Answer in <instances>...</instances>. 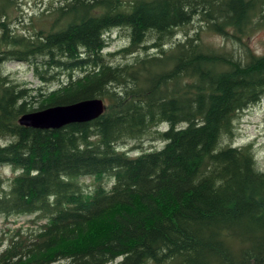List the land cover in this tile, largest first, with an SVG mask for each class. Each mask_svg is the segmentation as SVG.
<instances>
[{
	"label": "trees",
	"instance_id": "1",
	"mask_svg": "<svg viewBox=\"0 0 264 264\" xmlns=\"http://www.w3.org/2000/svg\"><path fill=\"white\" fill-rule=\"evenodd\" d=\"M15 10L0 0V167L14 173L0 177V216L39 225L0 240V264H264V172L251 146L222 145L264 99V55L201 38L204 29L240 42L264 25V0H61L41 19L50 27L27 34L12 28ZM195 20L203 29L175 41ZM115 30L127 31L115 53L126 63L105 60ZM7 63L57 86L27 88ZM92 98L106 103L93 121L18 124ZM153 134L158 149L131 157L119 146Z\"/></svg>",
	"mask_w": 264,
	"mask_h": 264
},
{
	"label": "rangeland",
	"instance_id": "2",
	"mask_svg": "<svg viewBox=\"0 0 264 264\" xmlns=\"http://www.w3.org/2000/svg\"><path fill=\"white\" fill-rule=\"evenodd\" d=\"M61 0H14L16 10L14 11L15 18L11 20V26L17 33L24 32L25 34L31 31V24L35 30H38L45 26V29L50 27L51 21L47 20L42 23L41 19H44L48 4L59 3ZM127 1V0H126ZM43 14V16H41ZM203 29V25L195 20L193 24L185 29L177 30L175 41L182 39L186 33ZM108 36V35H106ZM202 42L204 45L214 48L223 49L227 52H233L237 56L243 58V50L247 49L256 55H264V25L255 32L251 33L248 37H244L240 42H230L228 39H224L218 35L204 31L202 33ZM170 42L171 44L174 42ZM128 43L126 30H115L109 34L108 48L105 51V60L112 64L126 63L130 61V56L123 57L122 55H116L117 51L126 47ZM107 53H113L111 57L107 56ZM2 69L4 72L12 76L21 85L30 89H37L39 87L44 90H53L57 83L53 80L51 83L44 86L39 83V80L33 75L31 69L25 64L7 63ZM62 77V76H60ZM105 107H106V103ZM166 125H162L159 130H165ZM241 134V135H240ZM222 145L224 146H251L252 153L256 161V167L259 171L264 172V99L253 106L246 109L237 117L233 122L232 136L231 138L223 139ZM123 151H129L131 157L137 156L140 152L149 151L150 149H158L162 146V142L156 138V135L142 139L138 141H127L119 145ZM138 146V149L130 150L131 147ZM14 173L9 167H0V177L4 180L11 179ZM113 180L110 177L103 179V186L110 188ZM79 184L84 192H90L94 188V180L91 177L82 178L79 180ZM36 218L34 216H13L10 218H4L0 216V240L5 242L8 240V236L13 234L16 229L24 234L31 233L38 227ZM6 245V244H5ZM2 244V248L5 246ZM60 264V263H59Z\"/></svg>",
	"mask_w": 264,
	"mask_h": 264
},
{
	"label": "water",
	"instance_id": "3",
	"mask_svg": "<svg viewBox=\"0 0 264 264\" xmlns=\"http://www.w3.org/2000/svg\"><path fill=\"white\" fill-rule=\"evenodd\" d=\"M105 110L100 98L83 100L71 105L48 107L23 114L18 124L23 127L48 130L60 129L73 123H86L97 119Z\"/></svg>",
	"mask_w": 264,
	"mask_h": 264
},
{
	"label": "bare ground",
	"instance_id": "4",
	"mask_svg": "<svg viewBox=\"0 0 264 264\" xmlns=\"http://www.w3.org/2000/svg\"><path fill=\"white\" fill-rule=\"evenodd\" d=\"M249 109V108H248ZM233 148H239V147H237V146H233Z\"/></svg>",
	"mask_w": 264,
	"mask_h": 264
}]
</instances>
